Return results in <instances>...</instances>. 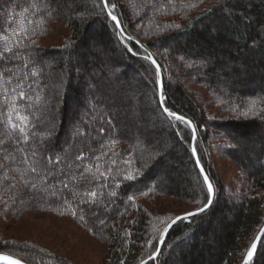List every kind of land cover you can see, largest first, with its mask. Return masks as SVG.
Masks as SVG:
<instances>
[{
	"label": "trees",
	"instance_id": "1",
	"mask_svg": "<svg viewBox=\"0 0 264 264\" xmlns=\"http://www.w3.org/2000/svg\"><path fill=\"white\" fill-rule=\"evenodd\" d=\"M28 2L0 0V36L9 22L12 29L21 24V10ZM107 2L108 8L102 0H49L51 14L32 11L27 20L33 23L24 21L31 40L23 41L27 47L10 66L16 77L29 73L22 81L26 98H16L15 104L16 111L35 125L29 131L44 137L51 154L70 147L73 156L82 152L88 158L84 163L93 166L95 156L106 152L100 163L105 169L112 167L116 179L109 178V187L102 189L105 196L93 210L77 206L70 195V205L49 194L33 198L22 183L20 199L0 172V196H13L7 207L0 200V222L24 213L69 218L106 245L102 264H242L264 225V0ZM38 3L46 7L44 0ZM110 10L121 30L110 19ZM53 22L59 25L55 30ZM52 33L57 44L42 45ZM148 54L161 74L163 105L157 68L144 59ZM24 63L29 68H23ZM32 67L38 71L36 77L30 75ZM125 73H133L138 81H120ZM106 77L127 92L122 100L127 104L128 129L136 130L132 139L115 120L112 108L116 110L118 103L107 102L111 89ZM95 82L107 89L91 90ZM10 87L0 84V136L7 130L12 107V95L4 99ZM87 89L85 103L68 109ZM37 94L40 100L35 99ZM164 107L191 124L169 117ZM204 107L216 109L210 113ZM193 136L197 158L213 185V201L205 212L177 221L158 257L151 259L167 226L209 200L192 154ZM215 150L243 171L247 188L233 190L237 197L228 195L232 191L215 169ZM125 175L134 178L126 180ZM237 182L229 185L234 188ZM169 200L195 208L167 212ZM0 254L25 264H73L33 243L1 234ZM249 264H264V236Z\"/></svg>",
	"mask_w": 264,
	"mask_h": 264
},
{
	"label": "snow or ice",
	"instance_id": "2",
	"mask_svg": "<svg viewBox=\"0 0 264 264\" xmlns=\"http://www.w3.org/2000/svg\"><path fill=\"white\" fill-rule=\"evenodd\" d=\"M48 2L49 0H44L46 7H42L38 3V0H29L21 10V24L16 29H12L11 22H9V28L5 30L3 36H0V44H2L0 46V65H3V67H0V84L11 86L10 91L4 92V99L6 101L10 99V94L12 95V107L6 121L7 130L3 133V136H0V172H2L3 181L9 182V189L15 190L13 195L19 196L20 199H23V194L19 189V185L22 183L25 189L33 193V198L36 195L49 194L62 198L64 204L70 205L71 202L68 199L70 195L75 200L77 206L89 205L95 210V207L105 196L102 189L109 187L107 184L109 178L113 181L116 179L113 168L107 167L105 169L104 165L100 163L103 157L108 154L104 152L95 156L94 166L91 163H84L88 158L82 152L73 156L70 147L65 148L62 153L53 155L48 151L47 145L44 143V137L38 136L36 132L29 131L30 126L34 128L35 125H31L27 117L20 115L15 108L16 98L20 100L26 98L22 81L29 73L24 72L21 76L16 77L10 64L27 47L23 41L31 40L26 23H33V21L27 20V15L32 11L51 14L52 9L50 6H47ZM169 3H172V0H169ZM104 7H109L107 0H104ZM111 8H115V5H111ZM108 15L113 21H116L117 27H119V21L112 14L111 10L108 12ZM25 20L26 23L24 22ZM176 27L178 28L179 25ZM128 39H132V37H128ZM32 43L35 42L32 41ZM144 59L151 60L153 64L156 63L152 59L151 54L146 55ZM22 67L27 69L29 68V64L24 63ZM30 75L32 77L38 75L35 67L31 68ZM35 99L40 100L41 96L37 94ZM163 101L164 96L161 92V105H163ZM163 110L169 117H174L177 121L188 125L191 124L185 117L170 111L168 108L164 107ZM13 114H15V119H13ZM99 131L103 134L105 130L101 128ZM111 143L115 144L117 141L113 140ZM195 154V149H193V155ZM125 163H128V161H125ZM196 163L197 165L200 164L199 159H197ZM110 164L116 165V160L110 159ZM20 165L24 167L21 169ZM10 171H15L18 175L10 176ZM200 172L203 175L204 184L207 186L209 197H211L213 195V185L209 177L204 174L203 167L200 168ZM133 178L132 175L124 176L126 180ZM97 183H99L98 188L96 187ZM116 187L119 188L120 184L116 183ZM65 190L67 191V195L65 194ZM109 194L115 196L116 192L111 191ZM12 199L13 196H9L7 199L0 196V200H2L5 207H7L9 201ZM131 199L133 198L129 197V200ZM210 204L211 199L196 211L188 212L184 217H177L176 220L197 216L204 212L205 208L210 206ZM72 215L76 216L77 212L73 211ZM80 219L83 220L84 217L80 216ZM176 220H173L172 223H176ZM261 235H264V228L261 229ZM255 248L256 244L253 243L245 258V264H249ZM150 258L155 259V256H150ZM0 260H4L5 264H25L23 260L12 257L0 256ZM41 264H43L42 261ZM141 264H145V262L142 261Z\"/></svg>",
	"mask_w": 264,
	"mask_h": 264
},
{
	"label": "rangeland",
	"instance_id": "3",
	"mask_svg": "<svg viewBox=\"0 0 264 264\" xmlns=\"http://www.w3.org/2000/svg\"><path fill=\"white\" fill-rule=\"evenodd\" d=\"M56 26H59L57 22H53L51 24L53 30H55L54 27ZM51 35L52 36H49L41 41V44L44 46L57 44V40L55 36H53L54 33ZM107 78L108 77H106V80L109 84L107 88L111 89L110 95L113 93L115 94L114 97L109 95L107 102L109 105L118 103L119 106L117 109L115 107L116 110L112 108V112L115 113L114 115H116L115 120L118 121L117 125L119 127L123 129L125 128L127 131V139H132L136 136V130L131 128L129 131L128 129L131 124L127 120V104L122 100L123 95H126L127 92L124 88L115 87L110 84V80ZM119 80H123L127 83L138 81L136 75L133 73H125L124 76ZM103 87L104 86H100L98 82H95L91 90L93 89L97 92L98 89H102L105 91L107 88ZM88 93H90L89 89L86 90V93L78 101L72 100L68 106V109L76 110L79 108V106L81 107V105L85 103V98L88 97ZM116 98H118V100ZM204 108L206 110L208 109L210 113H213L212 111H215L216 109L208 107ZM73 120L74 119L71 121ZM214 141L215 143L220 142V140ZM235 141L237 143L239 142L238 139H235ZM212 160L215 164V169L219 173L223 183L226 184L227 187H230V190L232 191H229L230 193L228 192V195L232 194L235 197L236 195L233 194V190H235L236 193L246 191L247 183L243 177V171L238 168L232 160L221 157V154L217 150L212 152ZM236 179L238 180V184L233 188L231 187L232 185L230 186L229 184L231 182H235ZM159 181H162L161 177ZM139 203L142 204V201L140 200ZM193 208L195 207L189 205L188 203L170 200L166 205V211L173 213L175 212V214L183 213L192 210ZM0 234L3 236V238L33 243L46 251L69 260L73 264H102L106 249L105 244L91 236L74 221L65 217H57L49 213H24L18 219H8L5 221L2 220L0 222Z\"/></svg>",
	"mask_w": 264,
	"mask_h": 264
},
{
	"label": "water",
	"instance_id": "4",
	"mask_svg": "<svg viewBox=\"0 0 264 264\" xmlns=\"http://www.w3.org/2000/svg\"><path fill=\"white\" fill-rule=\"evenodd\" d=\"M103 1V4H104V0H102ZM108 12V11H107ZM110 17V16H109ZM110 19H111V17H110ZM112 20V19H111ZM113 21V20H112ZM114 23H115V26L117 27V23H116V21H113ZM117 29L118 30H121V28H120V25H119V27H117ZM152 63V62H151ZM153 64V63H152ZM156 68H157V71H158V75H159V81H158V97H159V100L161 101V92H162V84H161V74H160V71H159V68H158V66H157V64L155 63V64H153ZM161 103V102H160ZM194 138H195V136H193V141H192V154H193V142H194ZM196 153V152H195ZM193 157H194V160H195V162L197 161V155L195 154V155H193ZM196 165H197V163H196ZM197 167H198V170H199V172H200V168L202 167L200 164L199 165H197ZM201 173V172H200ZM204 174H205V172H204ZM202 175V174H201ZM202 178H203V175H202ZM206 186V185H205ZM206 188H207V186H206ZM213 197H214V193H213V195L211 196V197H209V199H211V203H212V201H213ZM211 205V204H210ZM209 208V206L208 207H206L205 208V211L207 210ZM204 211V212H205ZM203 213V212H202ZM201 214V213H200ZM185 216V214L184 215H180V216H178V217H184ZM177 218V217H176ZM176 218L174 219V220H176ZM189 218H191V217H189ZM188 219V218H187ZM180 220H183V219H180ZM177 221H179V220H176V222ZM175 224V223H174ZM172 222L169 224V225H171L170 227H169V225L167 226V229H166V233H165V235L163 236V238L161 239V241L159 242V244H158V247H157V250H156V252H155V254L153 255V256H155V258H157L158 257V255H159V253H160V251H161V249H162V246H163V244H164V241H165V238H166V235H167V233L170 231V229L172 228V226L174 225ZM262 228H264V225L262 226ZM261 228V229H262ZM261 229H260V231L258 232V234L256 235V237H255V239L253 240V242H252V244L253 243H255L256 244V248H255V250H253V255H252V257H251V259L249 260V263L253 260V258L255 257V255H256V253H257V250H258V247H259V244H260V242H261V240H262V238H263V236L264 235H261ZM252 244H251V246H252ZM251 246H250V248H249V250L251 249ZM248 250V251H249ZM157 253H158V255H157ZM248 253V252H247ZM0 256H5V255H1L0 254ZM5 257H8V256H5ZM247 257V254H246V256L244 257V259H243V262H242V264H245V258ZM0 264H5V261L4 260H0Z\"/></svg>",
	"mask_w": 264,
	"mask_h": 264
}]
</instances>
